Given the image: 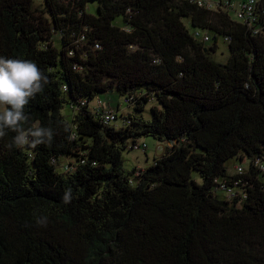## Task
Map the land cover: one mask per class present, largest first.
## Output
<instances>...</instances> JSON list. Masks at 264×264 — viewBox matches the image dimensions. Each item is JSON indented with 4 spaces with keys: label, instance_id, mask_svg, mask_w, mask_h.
Segmentation results:
<instances>
[{
    "label": "trees",
    "instance_id": "trees-1",
    "mask_svg": "<svg viewBox=\"0 0 264 264\" xmlns=\"http://www.w3.org/2000/svg\"><path fill=\"white\" fill-rule=\"evenodd\" d=\"M0 56L48 77L22 126L53 132L35 148L0 138V264H264L263 34L187 0H0ZM111 91L133 103L121 125L88 106ZM141 136L169 145L124 171ZM233 156L243 171H227ZM220 183L234 194L216 199Z\"/></svg>",
    "mask_w": 264,
    "mask_h": 264
},
{
    "label": "clouds",
    "instance_id": "clouds-1",
    "mask_svg": "<svg viewBox=\"0 0 264 264\" xmlns=\"http://www.w3.org/2000/svg\"><path fill=\"white\" fill-rule=\"evenodd\" d=\"M49 79L39 66L30 59L0 56V138L8 131L14 132L9 147H37L52 141L51 128L35 125L25 129L28 120L25 108L37 93L44 90ZM71 190L64 196L70 202Z\"/></svg>",
    "mask_w": 264,
    "mask_h": 264
},
{
    "label": "rangeland",
    "instance_id": "rangeland-1",
    "mask_svg": "<svg viewBox=\"0 0 264 264\" xmlns=\"http://www.w3.org/2000/svg\"><path fill=\"white\" fill-rule=\"evenodd\" d=\"M62 3H66L69 0H59ZM33 4L36 5L38 8H42V0H32ZM95 7L96 2L95 1H89L86 3L85 9L88 13L94 14L95 13ZM121 19L120 16H117L113 19V23L120 24ZM189 29H191L190 26L187 25ZM51 41L54 43L56 48H60L59 42H58V34L53 33L51 37ZM210 41H208L206 44H209ZM229 55L227 43L225 40H222L221 38L217 39L216 42V49L212 52H210V57L215 60L216 62L223 63L226 61L227 57ZM99 98L101 100H105L109 103L111 107L116 109V106L118 105L117 109V118L112 121L115 125H121L122 124V115H125L127 112L132 110L133 103L129 100H126L123 98V95L118 94L116 91L106 92V93H100ZM95 104L94 100L91 99L88 101V106L93 107ZM154 102H147L144 105L143 111L141 112L143 117L149 116V106L153 105ZM60 113L65 117L66 120H70V114L71 110L69 109L67 104H64L62 108L60 109ZM137 142H144L146 145L144 147L140 148H130L129 144H127V147L122 151L121 158H122V166L124 171H129L132 168L135 169H143L147 165L151 164L153 161V158L156 156H159L162 151L165 148V144L162 142H159L155 139H153L150 136H141L137 138ZM129 143V142H128ZM169 145V144H166ZM238 159L236 156H233L225 161V166L227 168V171L230 173H236L241 172L246 168L248 159L244 158L242 163L241 170L239 171V164ZM65 165V160L60 158L58 161V164L56 165V169L60 171L62 169V166ZM264 173V171H263ZM190 176L193 180L200 183L201 177L199 173L195 170H191ZM260 178L262 181H264V174L260 175ZM213 193L215 194L216 199H224L225 198V192L221 188H213Z\"/></svg>",
    "mask_w": 264,
    "mask_h": 264
},
{
    "label": "built area",
    "instance_id": "built-area-1",
    "mask_svg": "<svg viewBox=\"0 0 264 264\" xmlns=\"http://www.w3.org/2000/svg\"><path fill=\"white\" fill-rule=\"evenodd\" d=\"M188 2L195 3L197 6L216 11L218 9H225L230 12L232 18L236 21L247 24L253 34L264 35V8L261 4V0H187ZM193 36L201 39L202 41H208L209 36L206 32L199 29L194 30ZM227 38H225L226 40ZM95 111L103 119L105 123H110L115 120V110L105 100H101L96 97L94 100ZM146 144L141 142L135 144L133 148L144 147ZM261 171H264V164H259ZM241 170L239 166V171ZM219 188L225 189V195L230 197L234 194L232 188L220 183Z\"/></svg>",
    "mask_w": 264,
    "mask_h": 264
}]
</instances>
